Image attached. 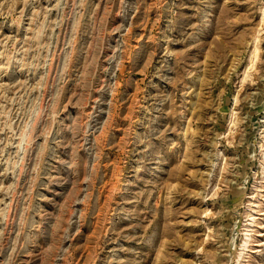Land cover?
<instances>
[{"label":"rangeland","instance_id":"obj_1","mask_svg":"<svg viewBox=\"0 0 264 264\" xmlns=\"http://www.w3.org/2000/svg\"><path fill=\"white\" fill-rule=\"evenodd\" d=\"M0 264H264V0H0Z\"/></svg>","mask_w":264,"mask_h":264}]
</instances>
